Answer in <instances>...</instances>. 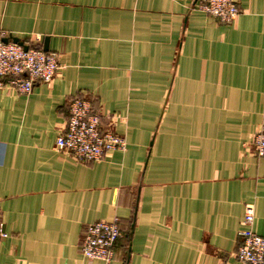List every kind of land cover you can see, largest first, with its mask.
Returning a JSON list of instances; mask_svg holds the SVG:
<instances>
[{
  "label": "crops",
  "instance_id": "0c3cea01",
  "mask_svg": "<svg viewBox=\"0 0 264 264\" xmlns=\"http://www.w3.org/2000/svg\"><path fill=\"white\" fill-rule=\"evenodd\" d=\"M229 24L195 0H0V39L58 54L50 83L0 89V264H103L86 227L119 219L111 264H241L246 205L264 238V0ZM91 100L125 152L55 148L68 102Z\"/></svg>",
  "mask_w": 264,
  "mask_h": 264
},
{
  "label": "built area",
  "instance_id": "2783aa9c",
  "mask_svg": "<svg viewBox=\"0 0 264 264\" xmlns=\"http://www.w3.org/2000/svg\"><path fill=\"white\" fill-rule=\"evenodd\" d=\"M197 10L216 18L220 23H232L239 14L235 0H195ZM26 47V49H24ZM58 54L43 51L31 40L22 45L0 42V89L13 88L28 95L36 83H50L59 70ZM264 97V87H263ZM101 117L90 99L77 96L68 102L65 129L55 140L57 151L63 152L76 163L99 162L113 151L125 152L124 137L101 129ZM253 155L264 158V130L252 139ZM255 212L246 205L240 231L236 258L241 264H264V238L253 230ZM122 236L119 219L95 222L86 227L80 241V253L88 261L111 264L115 247ZM8 237L0 217V243Z\"/></svg>",
  "mask_w": 264,
  "mask_h": 264
},
{
  "label": "water",
  "instance_id": "95a60500",
  "mask_svg": "<svg viewBox=\"0 0 264 264\" xmlns=\"http://www.w3.org/2000/svg\"><path fill=\"white\" fill-rule=\"evenodd\" d=\"M9 40L12 41L13 43L22 45V41L14 37H7V38L0 39V42L7 43ZM24 49H26V47H24ZM44 51L47 52L46 45H45Z\"/></svg>",
  "mask_w": 264,
  "mask_h": 264
}]
</instances>
